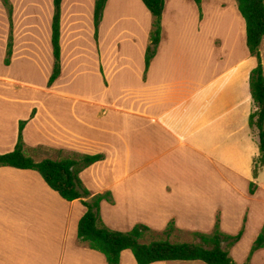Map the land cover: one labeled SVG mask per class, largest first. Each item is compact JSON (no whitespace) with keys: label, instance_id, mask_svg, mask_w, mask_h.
Wrapping results in <instances>:
<instances>
[{"label":"crops","instance_id":"1","mask_svg":"<svg viewBox=\"0 0 264 264\" xmlns=\"http://www.w3.org/2000/svg\"><path fill=\"white\" fill-rule=\"evenodd\" d=\"M13 2L14 52L0 72L6 82L0 89L32 100L41 91L53 93L72 106L80 104L87 122H34L41 114L36 101L25 117L9 122L11 104L0 93V153L15 149L21 121L30 118L23 135L34 158L40 148L104 155L81 178L93 195L111 193L112 200L101 204L108 227L129 231L145 224L161 233L174 221L178 231L211 233L219 221L226 234L243 230L230 249L237 263L264 264V247L251 254L264 227V166L255 174L259 135L250 124L257 109L251 73L258 59L249 52L236 1L203 0L201 15L194 0H166L162 38L146 66L153 17L142 0H108L98 42L95 0L88 6L87 0H63V74L51 87L42 80L53 73L54 0L40 21L33 6L27 23L24 0ZM113 17L116 25L109 26ZM8 20L0 1V65L11 32ZM263 45L264 38V61ZM36 57L48 68L32 79L22 77L25 62ZM14 68L17 74L11 73ZM81 77L87 89H69ZM86 210L82 200L63 198L39 171L1 166L0 264H108L78 237ZM252 220L258 225L250 237ZM120 264H138L131 249L121 253Z\"/></svg>","mask_w":264,"mask_h":264},{"label":"trees","instance_id":"2","mask_svg":"<svg viewBox=\"0 0 264 264\" xmlns=\"http://www.w3.org/2000/svg\"><path fill=\"white\" fill-rule=\"evenodd\" d=\"M142 1L153 17L150 43L146 52V66H148L156 55L162 38V18L166 0ZM194 1L198 4L202 15L201 4L203 0ZM236 1L238 9L246 21L249 52L258 59V65L251 73V91L257 109L250 118L251 126L257 129L259 135L260 156L257 159L255 169V174H257L259 167L264 166V61L261 51L264 38V0ZM62 2L63 0H54L55 12L52 36L54 69L50 85L61 73ZM107 3L108 0H95L94 24L97 41H99L100 24ZM5 4L9 7L10 15H12L13 8L10 1L5 0ZM12 43L13 35L11 34L8 43V55L5 60L6 64L10 63ZM26 122L21 121L19 139L15 149L11 152L0 153V167L13 166L37 170L63 198L68 201L82 200L87 210L79 222L78 237L87 242L92 249L103 253L108 264H120L121 253L126 249L133 251L138 264H151L156 261L167 260H202L207 264H239L233 259L230 249L242 238L243 230L236 235L226 234L221 230L219 221L216 222L215 229L211 233L192 232L196 238V241L193 242H173L170 239V236L178 230L174 221H171L167 228L161 232L165 235V238L149 242H143L142 239L146 233L155 231L145 224H137L129 231L108 227L102 219L101 204L105 199L112 200L111 193L93 195L81 178V172L95 162L102 160L104 155L70 152L58 159L44 158L38 161L26 152L23 135ZM251 192H254V184L251 186ZM263 247L264 227L253 244L251 254ZM242 264L252 263L247 261Z\"/></svg>","mask_w":264,"mask_h":264},{"label":"rangeland","instance_id":"3","mask_svg":"<svg viewBox=\"0 0 264 264\" xmlns=\"http://www.w3.org/2000/svg\"><path fill=\"white\" fill-rule=\"evenodd\" d=\"M0 1L3 4V6L5 7L6 13H7V16L9 19L8 21H9L10 26H11L10 35L11 34L13 35L14 34V23H15V21H14V10H15L14 2H13V0H9L10 4L12 5V8H13L11 11L12 15H10L9 7H7V5L5 4V0H0ZM127 1H130V0H127ZM24 2L26 5V9H25V12H26V18H25L26 21L25 22L26 23L28 21L31 22V20H32L33 14H31V11H32L33 6H36L37 10L40 11L36 16L37 21H40L39 17H41L40 13L42 10H44V14L47 12V10H49V0H24ZM236 3H237V1H236ZM33 4H35V5H33ZM87 6H88V0H87ZM228 7H231V5ZM228 19L230 20L231 18H228ZM114 20H116V19L113 17V20L109 21V26L114 24L113 23ZM116 22H118V21H116ZM114 25H116V23ZM246 30H247V26H246ZM99 34H100V32H99ZM9 39H10V37H9ZM95 39H96V37H95ZM8 50H9V46L7 45L6 58L8 55ZM13 52H14V35H13V43H12V54L10 55L11 56L10 57V63L6 64V63H4L5 61L3 60L4 64H2L3 66L0 65V72L5 71L3 68H5L6 65L10 66L11 58L13 57ZM263 54H264V45H263ZM6 58H5V60H6ZM33 59L34 60H32V58H30L28 61L25 62L26 67H27V71L24 72L23 74H20V75H22V77H25L26 79H32L33 78L32 74L34 72H38L39 74L40 73L42 74L43 71L48 68L47 62L41 61V59L39 60V59H37V57H36L37 60L35 58H33ZM24 61H25V59H24ZM25 64H22L23 69L25 68ZM53 69H54V66H53ZM11 70H12L11 73L13 74V71L16 69L14 68ZM17 73H18V70H16V74ZM62 74H63V63H61V73H60L59 77L51 85L49 83H50V79H51L52 75L48 78L47 82H45L44 78H43L42 83L46 84L47 87H51L62 76ZM84 81H85L84 78H82V77L78 78L77 80L74 81L73 85L69 87V89L74 90V91H77L79 89H83L85 87L87 89V84H85ZM5 83L6 82H4V81H0L1 86H4L3 84H5ZM14 87H19V86L14 85ZM5 88H7V87H5ZM0 93L6 94L9 98V102L11 104V105H9V112H8L9 113V122H16V118L19 116L25 117V115L28 111V108L33 103V101H36V104H37L34 108H39V110L41 112L39 118L34 122H87V116H86L87 110H86V112H84L83 110L81 111V109L79 108L80 104H77V105L73 104V106H74L73 107L71 104H69V102H67V100L66 101L60 100L53 93L51 94V93L46 92V91H41V92H39V96L37 97L36 100H32L31 96L27 95L26 93H22V92L17 93V92H14V90H7V89L2 90V89H0ZM34 111H35V109H34ZM34 111H33V113H34ZM80 112L83 113V119H79L80 114H81ZM0 114H1L0 118H3L4 111H1ZM29 119L30 118H25V119H22V121H28ZM33 153L35 155V159L39 161V159L47 157V156L52 157L54 159H58L59 157L68 154L69 152H65V153L64 152H58V151L53 152V151H48V150H44V149L40 148V149H37L36 151H33ZM257 225H258L257 222H254V220H252V223L250 225V227H251L250 237L252 236V234L256 230ZM161 238H165V235L162 233L148 232L145 234L142 241L143 242H149V241L161 239ZM170 239L173 242H193V241H196V238L192 233H189L186 231H178V230L175 231L170 236Z\"/></svg>","mask_w":264,"mask_h":264}]
</instances>
